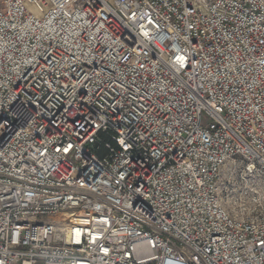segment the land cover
I'll return each instance as SVG.
<instances>
[{
    "label": "built area",
    "instance_id": "built-area-1",
    "mask_svg": "<svg viewBox=\"0 0 264 264\" xmlns=\"http://www.w3.org/2000/svg\"><path fill=\"white\" fill-rule=\"evenodd\" d=\"M0 264H264V0H0Z\"/></svg>",
    "mask_w": 264,
    "mask_h": 264
}]
</instances>
